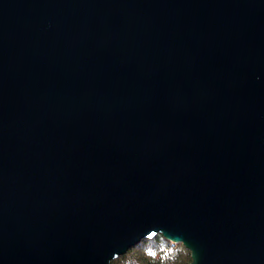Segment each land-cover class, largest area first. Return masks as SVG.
Returning <instances> with one entry per match:
<instances>
[{
	"label": "water",
	"instance_id": "1",
	"mask_svg": "<svg viewBox=\"0 0 264 264\" xmlns=\"http://www.w3.org/2000/svg\"><path fill=\"white\" fill-rule=\"evenodd\" d=\"M264 264V0H0V264Z\"/></svg>",
	"mask_w": 264,
	"mask_h": 264
},
{
	"label": "trees",
	"instance_id": "2",
	"mask_svg": "<svg viewBox=\"0 0 264 264\" xmlns=\"http://www.w3.org/2000/svg\"><path fill=\"white\" fill-rule=\"evenodd\" d=\"M160 233L143 239L120 257L113 258L112 264H188L190 252L181 243H171Z\"/></svg>",
	"mask_w": 264,
	"mask_h": 264
},
{
	"label": "rangeland",
	"instance_id": "3",
	"mask_svg": "<svg viewBox=\"0 0 264 264\" xmlns=\"http://www.w3.org/2000/svg\"><path fill=\"white\" fill-rule=\"evenodd\" d=\"M174 244V243H173Z\"/></svg>",
	"mask_w": 264,
	"mask_h": 264
}]
</instances>
